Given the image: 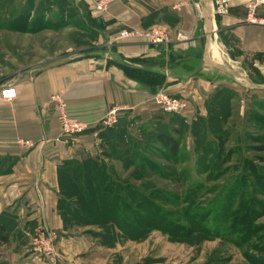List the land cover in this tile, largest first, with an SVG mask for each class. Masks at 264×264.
I'll return each mask as SVG.
<instances>
[{
    "label": "rangeland",
    "instance_id": "rangeland-1",
    "mask_svg": "<svg viewBox=\"0 0 264 264\" xmlns=\"http://www.w3.org/2000/svg\"><path fill=\"white\" fill-rule=\"evenodd\" d=\"M85 8L83 0H0V82L108 51L92 44L99 25ZM154 27L176 38L168 27ZM124 39L134 38L113 40ZM232 71L225 75L224 106L173 121L179 131L176 158L150 135L143 138L152 127L136 122L119 145L101 141L99 152L85 153L113 168L112 178H127L134 193L125 190L134 196L125 200L128 226L84 227L86 250L79 264H264V151L257 148L264 144V77L253 68L245 77ZM124 145L129 161L115 160L113 153H123ZM119 193L84 191L87 215L102 208L114 217Z\"/></svg>",
    "mask_w": 264,
    "mask_h": 264
},
{
    "label": "crops",
    "instance_id": "crops-1",
    "mask_svg": "<svg viewBox=\"0 0 264 264\" xmlns=\"http://www.w3.org/2000/svg\"><path fill=\"white\" fill-rule=\"evenodd\" d=\"M250 1L229 0L228 13L215 17L213 0H113L104 11L94 10V0H83L88 16L99 25L92 44L108 51L0 82V90L12 86L16 93L11 100L0 99V225L8 232L0 243V264H79L86 250L85 229L67 224L58 209V167L98 150L104 141L101 120L110 109H118L119 120L128 127L144 125L159 116L152 97L164 90L187 99V109L178 116L189 119L204 112L232 70L245 77L246 69L253 68L264 77V28L243 21ZM258 13L264 15V8ZM161 25L173 35L190 32L192 38L159 45L114 41L121 29ZM56 92L69 117L86 126L84 132L61 137L50 103ZM17 140L34 146L21 148ZM35 230L52 235L54 263L32 250Z\"/></svg>",
    "mask_w": 264,
    "mask_h": 264
},
{
    "label": "trees",
    "instance_id": "trees-1",
    "mask_svg": "<svg viewBox=\"0 0 264 264\" xmlns=\"http://www.w3.org/2000/svg\"><path fill=\"white\" fill-rule=\"evenodd\" d=\"M224 94L225 89H221L215 92L208 100V102L212 101L213 104L211 103L209 107L207 102L205 105L206 111L208 112V110L211 108H220L221 105L224 106L225 99L221 97L225 96ZM217 104H219L220 106H217ZM157 114L159 116L155 117L154 115L153 119H151L152 121L143 125L145 127H148V125L152 127V129H150L149 131H147L146 134H144L143 138L150 135L153 138V143L162 147L167 153L171 155V157L176 158L179 152V140H177L175 136L179 135V131L178 129H176L177 126L173 124V121L178 120L177 122H179L182 120L184 121V119L179 117L178 115H170L167 113H163L159 109ZM128 128L129 127L127 123L124 124L123 121L119 120L118 117L117 123L114 127L105 128L102 132V135H104L105 144L119 145L121 143V137L128 132ZM125 144H127V142ZM124 146L126 147V145ZM257 148L259 151H264V144L260 145ZM126 149L127 147L123 151L124 155L122 152L120 155H117L120 151H116L115 153H113L114 157L116 158L115 160L121 161V156H126L123 160L129 161V156L127 155L129 153V150L127 151ZM136 160L141 162L144 161V158H138ZM261 161L264 162V157L261 158ZM58 171L60 192L62 196L58 202V209L62 213L64 221L67 222V224L70 223L83 227L87 225H112L116 227L119 222L121 224L124 223L123 225L128 226L127 221L125 219L126 214L128 212V206L126 205L127 202L125 200L126 198H133L134 187H131V183L129 184L128 180H126L127 178L124 181L120 179L118 180L115 177V179L112 178L111 175L113 172V168H106L103 161L100 160L98 162V160L92 159L88 156L80 160L63 161L59 165ZM142 171L144 172L145 169L143 168ZM129 179L132 180L133 176H130ZM128 187L133 193L126 192L125 189ZM91 188H111L112 190L120 189V193L115 194V198L118 204H116L114 207V211L117 212L114 217H109L110 213L103 212L102 208L93 209L91 213L93 214V216L87 215L88 211L83 200L84 191H87ZM121 205L124 206V208L126 207L123 211H121L122 207H119ZM114 211H112V214L114 213ZM118 214H121V217H118ZM90 217L93 219L91 220ZM246 227L250 228L248 225H246ZM7 239L8 232L5 227L0 225V243L2 244L6 242Z\"/></svg>",
    "mask_w": 264,
    "mask_h": 264
},
{
    "label": "built area",
    "instance_id": "built-area-1",
    "mask_svg": "<svg viewBox=\"0 0 264 264\" xmlns=\"http://www.w3.org/2000/svg\"><path fill=\"white\" fill-rule=\"evenodd\" d=\"M112 1L113 0H94V10L104 11ZM194 7L198 10L196 16L200 18L201 14L199 11V5L195 3ZM245 8L246 13L243 19L244 23L264 28V15L258 13V9L264 8V0H251ZM228 10L229 0H213V15L215 17L226 15ZM114 36L115 40L134 38L154 45L163 43L167 44L171 41L170 33L164 30H159L155 27L143 30L121 29ZM175 37L177 41H189L192 38V35L190 32L177 31ZM15 94V89L12 86H6L0 90V99L11 100L15 97ZM152 99L157 109L167 114L180 115L187 107V99L185 97L170 95L164 90H158L153 95ZM50 103L53 105L56 112V118L60 125L61 137L73 136L86 130V126L82 122L69 117L61 93H53L50 96ZM118 111V109L112 108L105 114L101 120L104 127L110 128L115 126L117 123ZM16 144L24 149H29L34 146V143L25 140H17ZM52 241V235L47 234L44 230H35L32 236V250L36 254L42 255L49 263H54L56 259Z\"/></svg>",
    "mask_w": 264,
    "mask_h": 264
}]
</instances>
